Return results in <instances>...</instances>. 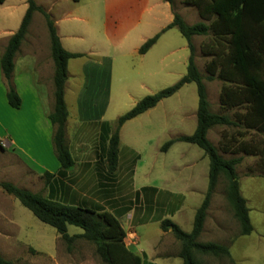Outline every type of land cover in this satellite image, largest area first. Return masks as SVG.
Returning <instances> with one entry per match:
<instances>
[{
    "label": "crops",
    "instance_id": "crops-1",
    "mask_svg": "<svg viewBox=\"0 0 264 264\" xmlns=\"http://www.w3.org/2000/svg\"><path fill=\"white\" fill-rule=\"evenodd\" d=\"M34 1L53 19L62 47L81 55L68 60L64 86L68 112L66 141L74 166L65 177L56 175L59 162L52 143L54 126L48 118L54 103V69H51L53 63L49 59L48 47L34 45L36 35L26 39V34L14 57L12 82L21 98V106L12 108L8 104L10 109L6 119L4 143L12 150L8 153L12 161L15 164L19 162L15 165L18 170L14 169L18 171V181L25 189L30 190L24 184L30 180L28 171L42 178L44 172L48 171L56 176L49 185L44 183L48 190L47 196L75 205H85L90 199L93 204L88 207L98 209L96 207L99 205L94 203L99 201L92 194L91 187L99 184L103 186L101 181L113 179L107 172L105 153L108 137L115 128L116 120L125 113L124 105L132 108L144 96L157 92L161 88L158 81L161 83L174 71H177L178 78L183 77L185 69L187 73L189 62V43L181 33H174L176 27L162 32L173 20L175 12L174 3L170 4L166 0ZM27 8L28 0H0V57L9 37L18 30ZM37 17L44 19L42 13L35 11L28 29L32 20ZM159 32L161 34L157 41L146 52L140 53L141 45ZM0 86L6 91L1 67ZM68 92L72 95L71 98H68ZM154 107L127 120L120 127L117 169L130 164V184L135 201L144 203L148 209L163 206L166 208L163 216L165 219L171 218L182 230L183 225L189 226L190 230L183 231L190 232L195 211L207 191L204 184L198 186V180L200 176L207 175L208 186L209 166L207 171L205 167L200 171L195 168L197 160H187L188 162L183 163L190 167V173L183 179L157 173L160 168L157 163L159 154H167L173 144L181 141L173 143L166 151H161L163 144L159 146L151 141L155 131H148V128L150 129L153 121L151 110ZM0 143L3 146L1 140ZM146 144L150 145L149 149ZM0 150L4 151V147ZM184 151H189V147ZM204 156L202 154L200 158L204 160ZM11 159L4 165H13ZM136 180L140 184H136ZM157 181H160V187L155 184ZM86 186L89 188L83 190ZM6 194L1 189L0 234H4L8 227L15 226L17 229L20 226L19 220L9 211L14 204L10 197L12 195ZM193 200H198L199 204L187 213L184 203ZM107 211L113 213L111 210ZM163 217L157 219V222L162 221ZM134 219V210L125 226L118 218L125 230V238L130 241L129 244L125 242V245L140 255L142 264H145L143 257L148 260V264H170L172 258L175 260L174 264L182 263L177 239L170 230L161 229V222L158 241L147 250L148 254L145 249L137 250L140 235L136 226H145L156 220L152 216L142 217L136 222ZM204 225L200 235L204 233ZM81 233L82 231L74 234ZM162 239L174 242L175 249L168 251L166 246L160 245Z\"/></svg>",
    "mask_w": 264,
    "mask_h": 264
},
{
    "label": "trees",
    "instance_id": "trees-1",
    "mask_svg": "<svg viewBox=\"0 0 264 264\" xmlns=\"http://www.w3.org/2000/svg\"><path fill=\"white\" fill-rule=\"evenodd\" d=\"M173 4V0H166ZM196 7L203 21L188 24L177 12L173 20L162 30L176 27L188 40L190 48L187 73L174 84L140 99L131 109L119 116L115 128L108 137L106 148V168L108 174L117 169L119 152V130L124 122L154 107L161 99L177 92L184 84L194 82L197 88L198 105L196 111V127L192 134L181 135L167 140L161 146L166 151L173 143L181 141L200 147L209 158L208 186L205 196L196 209L193 227L190 232L183 231L170 219L161 221L163 231L170 230L180 243L179 256L181 264H203L196 260V253L213 256H230L227 245L215 241L201 242L198 240L202 232L207 210L219 176L226 179V197L234 217L240 226V233L248 235L253 230L249 215V207L241 194L236 165L241 157L224 158L217 147L209 140L208 132L215 125L243 124L245 128L257 129L264 134V0H184ZM42 13L49 32L51 57L53 60V109L48 118L54 126L52 143L55 156L59 162L57 176L65 177L73 167L74 160L69 152L66 141L67 107L64 99V86L67 79V62L70 58L81 56L65 50L60 42L53 19L34 0H28V8L18 30L12 34L0 57V67L6 85V98L12 108L21 106V98L12 82L14 57L25 38L32 14ZM161 32L145 41L139 48L140 53L146 52L158 39ZM210 35L211 44L206 52L213 57L206 65L207 79L219 78L226 82L219 93L222 108L232 109L243 107V113H236L235 119L226 114L212 112L209 108L203 77L195 62L192 37ZM0 148L3 146L0 143ZM229 150L228 146L223 147ZM245 154H257L259 149L241 141L234 148ZM48 171L43 177L49 185L56 176ZM0 188L14 196L29 209L41 222L56 229L68 243V247L76 238H84L93 242L96 252L107 264H142L139 254L125 245V230L117 216L107 210L94 209L88 206L69 204L55 200L52 196H44L17 186L10 181H0ZM82 229L81 234L68 233V226ZM0 264H14L0 253ZM28 264V263H20Z\"/></svg>",
    "mask_w": 264,
    "mask_h": 264
},
{
    "label": "rangeland",
    "instance_id": "rangeland-1",
    "mask_svg": "<svg viewBox=\"0 0 264 264\" xmlns=\"http://www.w3.org/2000/svg\"><path fill=\"white\" fill-rule=\"evenodd\" d=\"M173 3L175 12L179 13L188 24H194L199 21L209 23V21H205L199 16L194 5L185 3L184 0H173ZM173 31L177 35L180 34L177 29ZM33 35L37 37L34 45L40 44L48 47L49 59L53 63L49 32L45 19L37 17L32 20L26 39H31ZM191 41L194 45L195 62L203 77L210 110L226 114L231 119H235V114L243 113L245 109L243 107L222 108L219 102V93L221 86L226 84V82L217 77L213 80L207 79L208 72L206 65L213 56L206 52V46L211 44V36L196 35L192 37ZM19 56L22 55L19 54ZM51 69L53 70L54 67H51ZM179 78L177 77V71H174L173 74H168L164 81H160L161 83L158 81V86L161 87L158 90L172 85ZM71 96L68 92V98H71ZM197 105V88L194 82L185 84L177 93L158 103L151 110L153 121L148 131H155V135L151 141L161 146L164 142L177 135L192 134L196 126L194 114H196ZM128 106L127 104L124 105V112L131 109ZM9 109L5 88L0 86V140L4 147V151L0 150V180L10 181L19 187L25 188L18 181L19 175L16 166L19 162L15 164L12 161L8 154L12 150L8 149L4 143L6 139L4 136L6 119ZM147 127L145 126V128ZM137 128L140 127L138 126ZM208 138L217 147L222 157L227 159L241 157V162L236 165V172L241 194L245 197L247 206L249 207L253 230L248 235L240 233L239 223L234 217L232 207L226 197V179L223 175H220L212 194L204 225V233L200 235L199 240H212L227 245L230 249V256H213L196 253V260L201 261L203 264H264V134L255 128H245L243 124L215 125L209 130ZM241 141L255 145L259 149V153L245 154L241 151H235L234 148ZM146 146L148 149L150 148V145L146 144ZM224 146H228L229 150H224ZM187 147H189V151H184ZM170 148L167 154L161 153L158 156L157 163L160 168L157 173L159 175L179 179L186 178L190 173V167H186L183 162H191L193 160H197L195 168H199L201 171V168L205 167L207 171L209 158L197 145L179 142L173 144ZM74 154L76 155L77 153ZM202 154L205 155L204 160L200 158ZM10 159L13 165H10V167L9 165H4ZM124 166L116 169L113 174H110L113 177L112 181L103 180V182L101 181L103 186L99 184L91 187L92 194L99 201V203L94 204L99 205V207H96L98 209L105 208L111 210L118 218L120 217L124 226L133 210L134 222L142 217L149 218L152 216L155 218L154 220L156 221H152L145 226H136L140 235L136 248L137 250L145 249L148 254L147 250L158 241L161 220L157 222V219L165 215L166 208L163 206H153L148 209L144 203L135 201L133 187L130 184V164L125 166V168ZM28 173L30 174V180L24 182L25 186L30 188V190L47 196L48 190L44 184V178L36 177L32 171H28ZM136 184H140L138 180H136ZM155 184L160 187L161 183L157 181ZM203 184L207 187V175L199 177L198 186ZM88 188L89 186H86L83 190ZM10 197L14 204L11 205L9 211L16 220H19L20 226L17 229L15 226H12V228L8 227L4 234H0V253L2 256L11 260L14 264H107L97 254L96 246L93 242L87 241L84 238H76L70 244V247H68V243L55 228L37 219L17 198L14 196ZM90 204L93 203L89 199L85 205L81 206H90ZM197 204H199L198 200L185 202L184 205L187 206V213H190ZM182 228L185 231L190 230V227L187 225H183ZM81 231L80 227L68 226L69 234ZM57 236L59 238H56ZM124 240L128 244L130 243L127 237ZM160 245L166 246L168 251L175 249L174 242H167L166 239H162ZM177 248H180L178 240ZM143 261H145V264H148V260L144 257ZM174 261V258H172L169 263L174 264Z\"/></svg>",
    "mask_w": 264,
    "mask_h": 264
}]
</instances>
